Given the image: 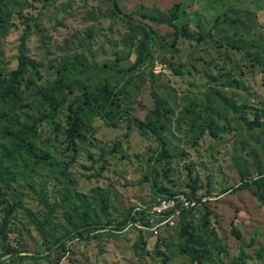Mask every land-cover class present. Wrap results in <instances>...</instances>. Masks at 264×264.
Instances as JSON below:
<instances>
[{
	"label": "rangeland",
	"instance_id": "rangeland-1",
	"mask_svg": "<svg viewBox=\"0 0 264 264\" xmlns=\"http://www.w3.org/2000/svg\"><path fill=\"white\" fill-rule=\"evenodd\" d=\"M182 3L189 37L160 23ZM1 9L0 70L16 71L21 55L34 66L16 102L0 103V264H264V207L235 191L257 182L264 197V0H5ZM127 20L163 36L142 69ZM56 83L55 122H39L51 111L42 92ZM254 112L260 124L248 128ZM33 125L31 152L19 151ZM163 196L195 206L160 237L131 228L128 212Z\"/></svg>",
	"mask_w": 264,
	"mask_h": 264
},
{
	"label": "trees",
	"instance_id": "trees-1",
	"mask_svg": "<svg viewBox=\"0 0 264 264\" xmlns=\"http://www.w3.org/2000/svg\"><path fill=\"white\" fill-rule=\"evenodd\" d=\"M3 1L5 0H0V31H2L5 28L3 26L4 22L2 19V13H1L2 12L1 4ZM185 5H186L185 3H182L181 5H177L178 10L176 14L172 16L170 19H160V23L162 22V24H167L175 28V31L178 34V36L185 34L184 35L185 37H189L187 29L185 28L186 26H184L181 22V20L185 19V15H186L184 11ZM219 18L221 19V17ZM127 23H129L130 27L132 28V30L134 31V33L136 34L138 38V45L136 47L137 57H136V60L133 66L136 67V69H142L147 64L149 63L152 64L153 59H154V54H155V49H154L155 45L160 44L161 39H163V36H161V34L155 31L153 28L146 26L142 23H138L135 21L132 22L129 20H127ZM2 33L3 32H0V35H2ZM200 41H203V39H200ZM30 66H34V63H32V61L27 59L24 55H21L19 59V66L16 71L6 76L0 70V103L16 102L17 94L15 90L17 88V84L19 80L22 79L26 75L28 67ZM2 75H4L5 77H3ZM57 89H58V86L56 83L55 85L51 87H47L42 92L43 100L46 102L45 105L48 104L49 107L51 108V111L49 113L40 115L38 119L39 122L45 121V120H52L53 122H55L58 105L56 103V100L53 97V94L56 92ZM114 107L115 105L112 102H109L108 108L113 109ZM125 117H127V119H129V121L132 124H134L139 130L146 132L147 134L150 133L149 126H147L146 124L140 122L139 120L131 117L128 114ZM243 117L244 116H242L241 118L242 120H243ZM260 117H261L260 114H258L257 112H254L255 121L248 122L245 120L243 121V123L248 128H254L255 126L260 124L259 123ZM242 120H240V122H242ZM33 132H35V125H33L32 127L26 128L24 132L21 135H19V139H18V142L20 144L18 148L19 151L26 150V151L31 152L26 144V139H27V136L29 134H32ZM209 132L214 138H216L218 135L213 125L210 126ZM256 183L257 182H254L253 184L242 183L240 186L237 187L235 191L236 192L237 191L249 192L264 207V197H262L258 192L254 191L253 189V185H256ZM131 215H132L131 212H128L127 218L129 216L131 217ZM185 228L187 229V226L183 227V230ZM75 236L78 237L79 234L77 233L67 234L65 235L64 238L61 239V241L66 240V239L71 240L75 238ZM184 251L186 254L190 255L194 259L196 260L200 259L199 253L195 249L185 247ZM25 259L26 258L24 257L23 260Z\"/></svg>",
	"mask_w": 264,
	"mask_h": 264
},
{
	"label": "built area",
	"instance_id": "built-area-1",
	"mask_svg": "<svg viewBox=\"0 0 264 264\" xmlns=\"http://www.w3.org/2000/svg\"><path fill=\"white\" fill-rule=\"evenodd\" d=\"M194 206L177 196L158 197L149 206L135 208L130 226L144 236L157 238L162 231L177 228L185 213H189Z\"/></svg>",
	"mask_w": 264,
	"mask_h": 264
},
{
	"label": "clouds",
	"instance_id": "clouds-1",
	"mask_svg": "<svg viewBox=\"0 0 264 264\" xmlns=\"http://www.w3.org/2000/svg\"><path fill=\"white\" fill-rule=\"evenodd\" d=\"M171 197H173V196H171ZM192 209H193V208H192ZM191 212H192V210H191L189 213H185L184 217H185L187 214H190ZM184 217H183V218H184ZM183 218H182V219H183ZM177 228H178V227H177Z\"/></svg>",
	"mask_w": 264,
	"mask_h": 264
}]
</instances>
